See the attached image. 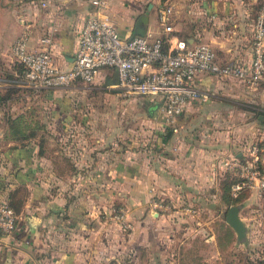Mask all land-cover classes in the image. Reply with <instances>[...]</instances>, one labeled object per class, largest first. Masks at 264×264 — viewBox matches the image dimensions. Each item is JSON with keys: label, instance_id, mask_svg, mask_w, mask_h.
I'll return each instance as SVG.
<instances>
[{"label": "crops", "instance_id": "crops-1", "mask_svg": "<svg viewBox=\"0 0 264 264\" xmlns=\"http://www.w3.org/2000/svg\"><path fill=\"white\" fill-rule=\"evenodd\" d=\"M158 1L107 0L105 12L121 38L138 25L150 37L205 42L220 61L249 58L257 0ZM148 2L145 20L138 22ZM167 5L170 31L157 18L158 9ZM89 7L88 0H0V61L11 58L12 41L25 33L29 49L40 47L39 38L48 36L53 61L66 69ZM260 7L264 9L263 2ZM115 81V69L102 66L87 84L98 88ZM193 85L206 97L187 101L177 115L176 131L168 126L158 133L152 148L140 137L128 136L122 149H74L68 147L69 138L62 175L55 168L60 158L50 160L49 196L41 195L31 178L28 164L42 159L36 158L33 145L0 151V196L9 205H20L12 231L0 233V264H172L167 258L177 224L168 220L169 214L152 209L150 197L204 200L226 172L222 159L245 152L250 135H264V119L259 118L264 114L263 85L209 73L196 75ZM9 159L17 162L15 174L6 170ZM111 203L126 210L129 229L109 216Z\"/></svg>", "mask_w": 264, "mask_h": 264}, {"label": "rangeland", "instance_id": "rangeland-1", "mask_svg": "<svg viewBox=\"0 0 264 264\" xmlns=\"http://www.w3.org/2000/svg\"><path fill=\"white\" fill-rule=\"evenodd\" d=\"M163 1L166 0L158 2ZM195 1L202 0H186V3ZM262 2L264 0L256 1L254 15ZM10 56L5 63L0 61V151H11L9 145L21 143L36 148V158L41 156L42 159L28 165L32 167L31 178L43 196L50 195V160L60 158L55 168L61 175L60 168L68 166L62 157L69 138L68 147L74 149L99 148L102 152L122 149L128 136L140 137L144 146L152 148L150 143L156 135L169 129L159 111L151 109L146 96L133 92L123 94L112 84L93 88L74 81L66 86L34 90L13 81L11 78L17 77L19 69L12 54ZM249 139L263 140L264 135L252 134ZM9 161L6 170L15 174L19 167L15 170L13 167L17 162ZM219 178L212 195L207 197L209 200L150 197L151 208L169 214L168 220L177 224L173 253L167 258L172 264H258L264 258V191L260 198L253 197L246 189L233 196L230 183L236 178L228 171ZM17 190L22 198V188L17 187ZM232 197L237 198L228 203ZM230 204L237 205L238 216L245 225L241 239L236 238L235 231L224 220ZM16 206H20L18 202Z\"/></svg>", "mask_w": 264, "mask_h": 264}, {"label": "built area", "instance_id": "built-area-1", "mask_svg": "<svg viewBox=\"0 0 264 264\" xmlns=\"http://www.w3.org/2000/svg\"><path fill=\"white\" fill-rule=\"evenodd\" d=\"M89 11L80 27L77 46L71 64L61 69L53 61L48 44L50 38H39L40 47L29 49L25 33L17 35L10 45L11 54L18 64L17 77L34 89L66 86L74 81L92 82L102 66L115 69L113 84L121 93L130 92L146 96L158 103L164 123L172 131L177 129V115L184 104L193 98L206 96L193 79L200 73L234 78L245 85L264 86V9H259L251 21L250 56L220 61L214 50L205 42L188 44L184 39L150 37L149 33L132 34L121 38L105 12L107 0H88ZM170 6H161L158 21L164 31L168 24ZM225 171L236 179L230 183L231 194L249 190L255 198L264 191V139L250 141L241 155H227L222 159ZM109 216L122 229H129L126 210L111 206ZM16 222V214L7 200L0 196V233H10Z\"/></svg>", "mask_w": 264, "mask_h": 264}, {"label": "water", "instance_id": "water-1", "mask_svg": "<svg viewBox=\"0 0 264 264\" xmlns=\"http://www.w3.org/2000/svg\"><path fill=\"white\" fill-rule=\"evenodd\" d=\"M151 3L148 2L146 5V10L145 12L142 14V16L140 17V19L138 20V22L144 21L145 20V16H146V12L147 10L150 8ZM145 28L140 27L138 25H136L133 34H139L142 35L144 34ZM158 106V103H151L150 107L151 109L155 110ZM259 118H263L264 119V114H260ZM224 220L225 222L235 231V235L237 239H241L242 236H244L245 234V225L242 222V220L239 218L238 216V207L235 204H230L226 211H225V215H224Z\"/></svg>", "mask_w": 264, "mask_h": 264}, {"label": "trees", "instance_id": "trees-1", "mask_svg": "<svg viewBox=\"0 0 264 264\" xmlns=\"http://www.w3.org/2000/svg\"><path fill=\"white\" fill-rule=\"evenodd\" d=\"M16 121H17V119H16ZM23 136V135H22ZM25 145H27V143H21V144H13V145H9L8 147L9 148H11V149H15V148H18V147H23V146H25ZM30 147V146H29ZM230 183V182H229ZM237 198V197H236ZM236 198L235 197H232V198H230V201H228V203H232V202H234L235 200H236ZM11 204V203H10ZM12 209H13V211H14V213L17 211V206L15 207V205H9ZM16 214V213H15ZM258 264H264V258L258 263Z\"/></svg>", "mask_w": 264, "mask_h": 264}]
</instances>
